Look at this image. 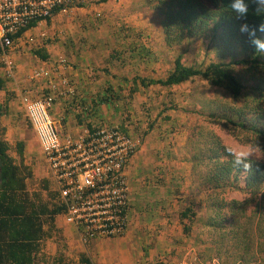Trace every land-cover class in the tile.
Wrapping results in <instances>:
<instances>
[{
  "label": "rangeland",
  "instance_id": "1",
  "mask_svg": "<svg viewBox=\"0 0 264 264\" xmlns=\"http://www.w3.org/2000/svg\"><path fill=\"white\" fill-rule=\"evenodd\" d=\"M32 37L34 43H24L21 55L15 53L24 56V62L34 58L36 63L38 58L32 52L46 42L53 60H57L52 61L51 71L59 73V67H63V71L68 68L80 74L78 82L64 73L52 83L60 89L64 77L72 79L74 94L70 100L75 99L76 103L70 118L83 115L86 125L127 127L137 142V152L127 168L131 191L128 232L117 239L81 243L83 249L73 251L66 235L72 232L76 238L75 229L62 226L59 217L55 228L46 227L49 236L43 242L39 264H55L60 255L70 264H81L82 256L93 264H264V185L256 191L225 193L223 197L229 201L245 202V208L216 214L221 191L214 194L210 186H203L202 180L192 174L190 144L203 130L218 136L231 149L256 146L257 138L240 126L229 124L222 128L215 124L219 118L223 123L232 119V123L241 124L237 114L250 102L253 82L235 100L200 79L169 88H140L132 95L131 89L141 87L138 78H165L175 69L179 55L186 66L198 65L202 69L216 60L200 39L168 48L159 18L144 0H92L85 8L59 15L51 24L33 32ZM239 71L236 68V73ZM134 79L138 83L134 84ZM24 80L32 89L50 82L42 80L41 84L31 77ZM106 98L110 99L109 104L98 103H106ZM83 99L93 107L94 116L88 117L89 109L83 112L78 108ZM252 115L251 112L246 118ZM54 118L58 120L55 111ZM24 121L29 125L26 118ZM27 127L24 125V129ZM25 133L34 136L32 130ZM33 139L25 140L36 159L35 164L24 160L34 177L29 188L44 202L51 203L56 185L40 143L37 137L36 141ZM12 147L16 154L17 143ZM251 159L263 161L264 150L256 146ZM35 166L42 174L35 172ZM187 209L192 213L184 219L181 215ZM240 225L253 231V239L246 245L234 246L232 233Z\"/></svg>",
  "mask_w": 264,
  "mask_h": 264
},
{
  "label": "trees",
  "instance_id": "2",
  "mask_svg": "<svg viewBox=\"0 0 264 264\" xmlns=\"http://www.w3.org/2000/svg\"><path fill=\"white\" fill-rule=\"evenodd\" d=\"M144 2L158 16L168 48L174 49L191 40L200 39L207 49L215 54L216 60L202 69V66L198 65L186 66L183 56L179 55L175 61V69L165 78L158 80L138 78L141 87H134L130 93L134 95L140 88L148 89L153 86L175 87L200 79L213 88L224 90L235 100L240 98L247 85L253 82L250 102L247 103L246 109L237 114L241 124L232 123V119L226 120L228 123H223L220 121L221 118L216 120L215 124L222 128H227L229 124L240 126L245 131L251 132L257 138L256 146L264 150V53L256 52L248 41L247 33L239 31L242 23L258 28L264 23V17L255 15L253 7L246 21L237 20L227 8L229 0H208V3L202 0H144ZM54 13L57 16L60 11ZM54 19L55 16L49 18L48 24ZM257 35L264 34L257 32ZM46 45L45 42L41 49L32 52L43 62L50 59ZM1 52L0 47V91H3L11 81L5 76ZM118 55L120 53L116 55L119 59ZM236 68H240L238 73ZM106 70L104 71H109ZM136 80L134 79V84L138 83ZM109 90L111 91V88L107 90V95ZM72 95L67 93V96H60L52 109L54 115L55 108L63 102L64 116L56 120L60 126H66L68 119L72 117L71 113L74 110L71 109L76 103L75 99L70 100ZM109 102L110 99L106 98V103L105 101L98 103L109 104ZM92 103L95 109V101L93 100ZM87 104V100L83 99L78 103V108L83 112L89 109L88 117H92L93 107ZM251 112L252 117L246 118ZM82 116L77 115L74 120L78 127L86 126L87 120ZM25 118L33 129L27 116ZM87 126L91 129L93 126L99 127L93 123H88ZM120 130L128 132L127 127L122 126ZM62 134L74 135L65 132ZM190 144L193 153L192 174L202 180L203 186H210L209 189L214 194L221 191L222 198L218 201L216 214H221L226 209L232 208L238 212V208H245V202L229 201L228 198L223 197L225 193L247 189L256 191L264 185V160L252 159L253 166L249 171L238 170L233 167L228 154V149L231 148L224 145L215 134L203 130L197 134L196 139L190 140ZM26 146L25 141L18 142L15 151L17 153L14 154L13 147L4 139L0 129V264H39L43 242L49 236L46 227L55 228L57 218L63 216L66 210L60 202L57 191L51 203L44 202L37 193H31L29 185L34 177L24 163ZM191 213V209H187L181 217L189 219ZM252 239L253 231L240 225L232 233L231 244L246 245ZM246 262L252 263L251 260ZM55 264L70 263L60 255ZM81 264L93 263L91 259L82 256Z\"/></svg>",
  "mask_w": 264,
  "mask_h": 264
},
{
  "label": "built area",
  "instance_id": "3",
  "mask_svg": "<svg viewBox=\"0 0 264 264\" xmlns=\"http://www.w3.org/2000/svg\"><path fill=\"white\" fill-rule=\"evenodd\" d=\"M91 2L0 0L1 63L7 77L15 78L9 52L18 42L34 43V30L47 26L49 18L85 8ZM55 11L60 14L56 16ZM60 69L59 73L52 71L54 78L46 71L33 73L32 81L50 82L43 84L38 97L25 94L26 116L49 165L60 202L66 209L63 215L66 224L76 229L85 245L96 240L121 238L130 227L131 191L127 168L137 152V142L120 127L100 125L93 129L86 125L79 135L63 136L52 109L60 96L74 94V90L64 76L60 89L52 84L61 77Z\"/></svg>",
  "mask_w": 264,
  "mask_h": 264
},
{
  "label": "crops",
  "instance_id": "4",
  "mask_svg": "<svg viewBox=\"0 0 264 264\" xmlns=\"http://www.w3.org/2000/svg\"><path fill=\"white\" fill-rule=\"evenodd\" d=\"M43 27H44V25H42L41 27H38L37 30L43 29ZM37 30L35 29L34 32ZM45 47H46L48 54L50 55V59L47 62H43L40 59H38L37 62L34 63L33 61L35 59L31 58V62L29 61L26 63V62H24V56L21 57V56L16 55L15 53L20 54L23 51L24 41L18 42L15 49L9 52V60L15 66V72H14L15 78L14 79L8 78L6 73L4 72L5 76L11 82L8 84V86L6 87L5 90L0 91V129L2 130V133L4 134V139L6 141H8L11 146L14 145L15 143H18V142H22V141L24 142L27 137L28 138H34L33 140L36 141V134L34 133V130L27 127L29 125H27L26 122L24 121V118H25V116H24V113H25L24 98L26 97L25 94H29L32 98L40 96L42 94V88L40 86V88L32 89L31 87H29L28 83H25L24 77H31L33 75V73L35 72L34 71L35 69H39L38 70L39 72L46 71L48 73H52V78L55 77L54 73L51 71V68H52L51 65H52V61H57V60H53L54 57H52V55L50 53L51 51L49 49V45H46ZM55 64L56 63H54V65ZM59 69H60V67H59ZM60 71H61V74H64V73L68 74V75H70L71 78L73 76V78H76V81L78 82L77 76H79L80 74L74 73L73 70H69L68 68H66V71H63V69L62 70L60 69ZM89 78H90V76H89ZM84 79H86V75H85ZM68 81H70V80L68 79ZM71 82H72V79H71L70 83ZM39 83L42 84L43 82L41 81ZM79 84H83V83L79 82ZM42 87H43V84H42ZM25 88H28L29 91H31V92L25 93ZM55 115L58 118H61L62 116H64L63 102L59 103L58 106L55 108ZM68 121L69 122L66 126L65 125L64 126L59 125L60 131L62 133L65 132V133H72L75 135H79L83 132L82 127H78L76 125V123L74 122L73 118L68 119ZM24 125H25V127H27V129H24ZM26 130H32L34 136L33 135L28 136L25 133ZM25 142H27V141H25ZM26 145L27 146H26V150H25V156L23 157V159L32 160V161H34V164H35L36 159L34 157L33 148H30V146L28 147L29 142H27ZM34 170L37 174H42V172H40L36 168V166H35ZM44 175L47 177L48 174H44ZM60 218H62V220L60 222L61 225L62 226L66 225V221H65L64 216L63 217L60 216ZM58 221H59V217L57 218V222ZM58 228H59V224H58ZM75 233H76V238L74 237V233H72V232L68 233V235H66V236H68L67 240H68V243L70 245V250L80 251V249L81 250L83 249L81 247L82 241H81V238H80L79 234L77 233L76 229H75ZM78 241H80V242H78ZM100 264H108V263H106L105 261H102V263H100ZM109 264H110V262H109ZM111 264H118V263L112 262Z\"/></svg>",
  "mask_w": 264,
  "mask_h": 264
},
{
  "label": "clouds",
  "instance_id": "5",
  "mask_svg": "<svg viewBox=\"0 0 264 264\" xmlns=\"http://www.w3.org/2000/svg\"><path fill=\"white\" fill-rule=\"evenodd\" d=\"M253 7L255 15L264 17V0H229L227 5L232 16L241 21L247 20ZM239 31L247 33L248 41L256 52L264 53V35H257V32L264 34V23H261L258 28L250 27L248 23H242ZM255 149L256 146H251L248 150L228 149L233 167L245 172L249 171L253 166L251 157L254 155Z\"/></svg>",
  "mask_w": 264,
  "mask_h": 264
}]
</instances>
